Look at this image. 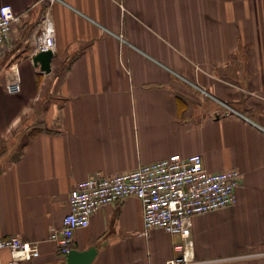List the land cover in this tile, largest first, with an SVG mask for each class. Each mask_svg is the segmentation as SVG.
Wrapping results in <instances>:
<instances>
[{"label": "crops", "instance_id": "crops-1", "mask_svg": "<svg viewBox=\"0 0 264 264\" xmlns=\"http://www.w3.org/2000/svg\"><path fill=\"white\" fill-rule=\"evenodd\" d=\"M20 17L0 47V237L38 243L18 264H67L75 185L170 154L241 173L232 207L193 218L200 264H264V0H0ZM51 71L33 57L45 15ZM16 80L20 91H8ZM181 240L144 233L140 201L95 213L74 249L91 264H166ZM0 250V264H10Z\"/></svg>", "mask_w": 264, "mask_h": 264}, {"label": "built area", "instance_id": "built-area-1", "mask_svg": "<svg viewBox=\"0 0 264 264\" xmlns=\"http://www.w3.org/2000/svg\"><path fill=\"white\" fill-rule=\"evenodd\" d=\"M20 17L11 5L0 7V47L9 39ZM56 50L55 31L48 19L42 20L35 55ZM10 93L20 91L19 82L7 85ZM241 173L235 169L209 172L200 154L183 156L175 153L160 160L141 164L132 171L103 175L93 173L78 182L69 196V211L60 228L51 229L49 241L67 257L74 249L75 233L87 228L91 217L103 207L137 198L143 209L144 233L161 229L180 238L174 245L176 257L166 264H200L194 255L191 238L193 218L232 207L237 201ZM11 252L10 264L29 261L40 255L38 243L19 236L0 237V250ZM264 256V252L257 254Z\"/></svg>", "mask_w": 264, "mask_h": 264}, {"label": "water", "instance_id": "water-1", "mask_svg": "<svg viewBox=\"0 0 264 264\" xmlns=\"http://www.w3.org/2000/svg\"><path fill=\"white\" fill-rule=\"evenodd\" d=\"M54 57L53 51L40 52L33 57L35 65H39L45 73L51 71V62ZM97 256V250L92 247L88 250L79 251L73 249L67 256V264H91Z\"/></svg>", "mask_w": 264, "mask_h": 264}]
</instances>
